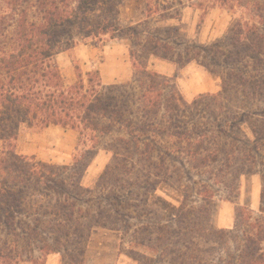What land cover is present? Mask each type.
Segmentation results:
<instances>
[{
  "label": "trees",
  "instance_id": "trees-1",
  "mask_svg": "<svg viewBox=\"0 0 264 264\" xmlns=\"http://www.w3.org/2000/svg\"><path fill=\"white\" fill-rule=\"evenodd\" d=\"M211 1L240 18L223 40L177 53L168 38L179 28H124L117 0H0V264L54 254L85 264L96 228L121 233L120 252L137 264H264V0ZM75 36L129 38L131 81L105 85L76 66L68 85L57 57ZM151 59L196 62L221 90L189 102ZM51 126L79 133L71 165L17 153L23 127ZM100 146L111 162L85 187ZM256 173L258 212L237 207L233 227L219 228L217 196L233 200ZM163 184L184 192L169 219L150 204Z\"/></svg>",
  "mask_w": 264,
  "mask_h": 264
},
{
  "label": "rangeland",
  "instance_id": "rangeland-1",
  "mask_svg": "<svg viewBox=\"0 0 264 264\" xmlns=\"http://www.w3.org/2000/svg\"><path fill=\"white\" fill-rule=\"evenodd\" d=\"M120 10L119 21L124 28L144 23L146 27L179 28V34H173L169 41L177 53L183 52L192 43L205 46L223 40L231 27L240 18V12H232L211 0H117ZM72 49L58 54L57 62L68 85L76 81L75 67L84 73L99 71L105 85L123 84L133 76L130 62L132 41L117 37L107 39L99 45L91 40H82L75 36ZM180 44L174 45L175 42ZM151 68L161 75L171 78L183 97L191 102L197 96L217 93L221 90V79L213 75L196 62L178 66L168 61L151 59ZM80 135L78 132L51 126L47 129H29L23 127L19 132L17 153L35 157L38 161L52 165H71L78 152ZM103 141L102 145H105ZM82 179L85 187H94L111 155L100 146ZM1 153V145H0ZM261 174L246 175L240 179L237 197L228 201L225 194H219L214 204V219L219 228H230L235 221L237 207H247L258 212ZM184 192L179 188L163 184L151 198V208L169 219L180 208ZM122 235L106 229L93 230L88 241L85 264H137L125 253H121ZM46 264H62L61 256L51 255Z\"/></svg>",
  "mask_w": 264,
  "mask_h": 264
},
{
  "label": "crops",
  "instance_id": "crops-1",
  "mask_svg": "<svg viewBox=\"0 0 264 264\" xmlns=\"http://www.w3.org/2000/svg\"><path fill=\"white\" fill-rule=\"evenodd\" d=\"M260 195H261V192H260ZM233 225H234V223H233ZM233 227V226H232ZM232 227H230V228H232ZM230 228H228V229H230ZM226 229V228H225Z\"/></svg>",
  "mask_w": 264,
  "mask_h": 264
}]
</instances>
